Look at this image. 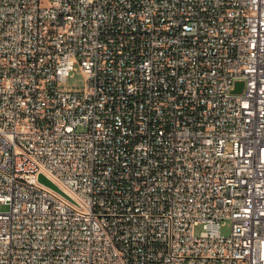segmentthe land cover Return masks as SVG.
Segmentation results:
<instances>
[{
  "label": "built area",
  "instance_id": "1",
  "mask_svg": "<svg viewBox=\"0 0 264 264\" xmlns=\"http://www.w3.org/2000/svg\"><path fill=\"white\" fill-rule=\"evenodd\" d=\"M0 205V264H264V0H0Z\"/></svg>",
  "mask_w": 264,
  "mask_h": 264
},
{
  "label": "rangeland",
  "instance_id": "2",
  "mask_svg": "<svg viewBox=\"0 0 264 264\" xmlns=\"http://www.w3.org/2000/svg\"><path fill=\"white\" fill-rule=\"evenodd\" d=\"M83 75L81 71L78 69L77 71L73 72V74L69 75L65 82L60 83L59 87L64 90H78L81 89L83 86ZM6 207L0 205V211L5 210ZM231 223L229 220H226L225 223L221 226L220 232L222 235L227 236L230 233ZM202 230V226L198 225L195 227L194 232L196 235L200 233Z\"/></svg>",
  "mask_w": 264,
  "mask_h": 264
},
{
  "label": "water",
  "instance_id": "3",
  "mask_svg": "<svg viewBox=\"0 0 264 264\" xmlns=\"http://www.w3.org/2000/svg\"><path fill=\"white\" fill-rule=\"evenodd\" d=\"M242 85H243L242 82H237V86L234 89V91L235 92H240ZM38 180L41 183L45 184L46 186L51 187V188L57 190L58 192L62 193V191L51 180H49L47 177H45L43 174H39Z\"/></svg>",
  "mask_w": 264,
  "mask_h": 264
}]
</instances>
